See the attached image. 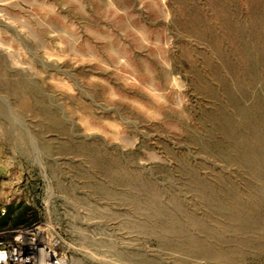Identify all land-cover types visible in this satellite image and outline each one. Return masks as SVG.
Segmentation results:
<instances>
[{"label":"rangeland","instance_id":"rangeland-1","mask_svg":"<svg viewBox=\"0 0 264 264\" xmlns=\"http://www.w3.org/2000/svg\"><path fill=\"white\" fill-rule=\"evenodd\" d=\"M66 264H264V0H0V238Z\"/></svg>","mask_w":264,"mask_h":264},{"label":"built area","instance_id":"built-area-1","mask_svg":"<svg viewBox=\"0 0 264 264\" xmlns=\"http://www.w3.org/2000/svg\"><path fill=\"white\" fill-rule=\"evenodd\" d=\"M0 238V264H66L58 235L43 224L11 230Z\"/></svg>","mask_w":264,"mask_h":264}]
</instances>
